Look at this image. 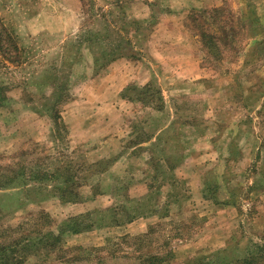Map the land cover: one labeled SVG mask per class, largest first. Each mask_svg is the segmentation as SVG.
<instances>
[{
  "label": "rangeland",
  "instance_id": "obj_1",
  "mask_svg": "<svg viewBox=\"0 0 264 264\" xmlns=\"http://www.w3.org/2000/svg\"><path fill=\"white\" fill-rule=\"evenodd\" d=\"M2 231L21 264H264V0H0Z\"/></svg>",
  "mask_w": 264,
  "mask_h": 264
},
{
  "label": "trees",
  "instance_id": "obj_2",
  "mask_svg": "<svg viewBox=\"0 0 264 264\" xmlns=\"http://www.w3.org/2000/svg\"><path fill=\"white\" fill-rule=\"evenodd\" d=\"M55 188H56L55 191L58 192L60 195L65 196L66 200L72 201L74 199L73 194L75 192L72 190V187L56 186ZM88 228H89L88 226H85V228H82L80 226H76V227L71 226L68 228V230L72 232H77V231L81 232ZM38 232H37V235H40V233ZM6 233L7 231L0 232L1 237H3ZM51 238H55L56 240L60 239L59 236H53V235H51ZM41 239H42V235L39 236L38 240H41ZM23 241H24L23 239L19 241H17V239H14L11 241V243H7L5 246L1 244L0 245V264H21L23 260L22 255L24 251H26V249L31 247L32 245V242L23 243ZM38 242H42V241H38ZM50 245L53 246V244H50ZM260 252L262 253L263 250H261ZM243 262H245V264H249L250 262L252 263V260L246 259Z\"/></svg>",
  "mask_w": 264,
  "mask_h": 264
}]
</instances>
